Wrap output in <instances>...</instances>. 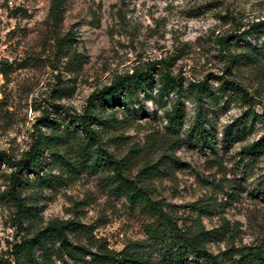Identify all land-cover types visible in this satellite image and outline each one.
Here are the masks:
<instances>
[{
	"label": "rangeland",
	"instance_id": "obj_1",
	"mask_svg": "<svg viewBox=\"0 0 264 264\" xmlns=\"http://www.w3.org/2000/svg\"><path fill=\"white\" fill-rule=\"evenodd\" d=\"M49 6L50 0H0V153L7 160L0 163V261H11V247L25 234L8 196L9 175L39 134L54 138L55 147L43 152L40 171L24 172L20 197L38 208L43 225L78 216L116 251L147 240L145 227L154 218L111 193L105 177L112 165L97 160L100 169L93 172L77 163L70 172L54 157L77 160L76 145L84 137L71 115H82L92 94L103 124L91 126L102 149L124 160V177L135 180L152 202L163 203L180 225L211 230L229 222L232 237L210 242L211 253L264 242V197L258 193L264 151L254 157L243 150L264 142V58H241L261 52L263 33H242L264 21V0H64L56 24ZM66 35L70 40L61 44ZM233 35H240L238 42L229 38L226 49L240 55L234 65L218 45ZM161 59L181 78L185 120L173 135L147 92L123 88L118 97L105 95L117 76ZM153 83L151 96L158 99L157 78ZM175 99L164 98L166 109ZM44 111L49 118L43 124ZM200 132L205 144L194 143ZM170 137L183 144L170 151ZM157 162V174L141 175ZM144 247L153 264H160L153 244ZM187 259L186 264H206Z\"/></svg>",
	"mask_w": 264,
	"mask_h": 264
},
{
	"label": "trees",
	"instance_id": "obj_2",
	"mask_svg": "<svg viewBox=\"0 0 264 264\" xmlns=\"http://www.w3.org/2000/svg\"><path fill=\"white\" fill-rule=\"evenodd\" d=\"M63 5L64 0H50L48 13L52 23L60 22L64 14ZM254 33H263L264 35V21L254 23L250 26L249 31H244L242 35ZM239 37L240 35H233L232 37L227 36L218 40L219 47L224 55L228 56L229 61L233 65L240 62V55H232L226 49L227 40L231 38L234 43H237ZM68 40L70 38L66 35L60 39V43L64 44ZM261 48V52L254 51L251 54H242L241 58L250 62H255L259 56L264 58V42ZM154 78L159 81V86L156 89L159 94L158 99L151 96L154 88ZM178 80H181V78L170 73L168 63L161 59L147 64L144 69L141 66H135L128 73H125L124 76H117L113 80L114 84L105 90V95L107 97H118L120 90L123 88L129 91L133 88L134 92H132L134 94L138 91L147 92L150 99L163 110L166 124L170 131L169 135H173L176 130L183 126L185 120L184 106L180 98L181 94L178 93ZM171 95H176V99L173 102L169 101L170 105L166 109L167 103L164 98L169 99ZM96 98L98 96L91 95L88 107L85 108L82 115H71L72 121L81 127L84 137L76 145L77 160L72 161L71 158H65L55 153L54 157L59 162L66 164L70 172H74L75 166L78 165L77 163L79 165H87L93 172H97L100 169L97 160L112 165L113 173L105 177L111 193L124 198L131 207L142 206L154 218L145 227L144 233L147 240L128 243L121 251H116L109 248L106 240L96 238L92 227L84 225L78 216L67 220L55 218L43 225L41 218L37 217L38 208L35 205L26 204L20 197V189L25 183L24 172L31 170L37 173L40 171L44 166V162L41 159L43 152L50 148L53 150V147H55L54 138L48 139L39 134L38 139L34 142L29 152L14 166L16 171L9 175L8 196L16 207L15 219L18 227L25 234L20 237V243L11 247L9 254L12 258L11 261H0V264H153L155 259L152 258V253L145 250L144 247L148 242L152 243L153 247L157 249L156 252L158 253L160 259L158 262L160 264L169 262L172 264H186L187 258H192L196 262L202 261L206 264H264V242L253 246H239V248L231 245L223 252L218 253V255H214L209 251L207 245L210 242L217 241L220 236L230 238L233 235V230L227 220H223L221 226L217 227V229L211 230L205 229L202 225H199L194 230L186 225H180L177 219L163 209V203L160 201L152 202L147 192L135 180L124 177L122 171L125 168L124 160L116 159L102 149L101 136L91 126L103 124L101 116L93 108V101ZM249 104L251 105L253 102L250 101ZM48 118L47 112L44 111L39 121L44 124V122H48ZM236 134H238V131H236ZM195 137L194 143L201 142L205 144L207 142L206 136L202 132ZM171 139L172 146L169 147L170 151L176 145L183 144L182 139ZM94 145H97V148L90 151V146ZM243 150L248 155L257 157L263 154L264 142L247 145ZM92 156L96 157V159L92 160ZM4 158L5 156L0 153V163L2 161L7 162ZM165 159L169 161L176 160L171 155L165 156ZM8 164H12L10 160H8ZM161 166L162 164L160 165L157 162L154 166L144 168L141 171V175L154 176ZM258 190H260L258 193L264 197V186L258 188ZM231 195L233 197L238 196L236 192L231 193ZM25 222L26 225L23 228Z\"/></svg>",
	"mask_w": 264,
	"mask_h": 264
}]
</instances>
